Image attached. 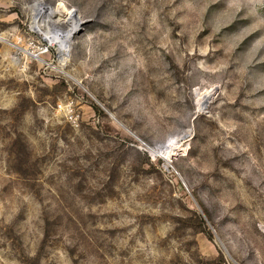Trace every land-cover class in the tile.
Listing matches in <instances>:
<instances>
[{"label":"rangeland","instance_id":"374dc122","mask_svg":"<svg viewBox=\"0 0 264 264\" xmlns=\"http://www.w3.org/2000/svg\"><path fill=\"white\" fill-rule=\"evenodd\" d=\"M0 264H264V0H0Z\"/></svg>","mask_w":264,"mask_h":264},{"label":"bare ground","instance_id":"6f19581e","mask_svg":"<svg viewBox=\"0 0 264 264\" xmlns=\"http://www.w3.org/2000/svg\"><path fill=\"white\" fill-rule=\"evenodd\" d=\"M62 9H65L66 13L65 15L60 14V16L63 17L60 18L59 20H63L67 22L71 26V29H69L66 32H62L58 30H52L51 28H49L47 31H44L42 29L43 26L50 23L52 17L57 13L59 14ZM33 23H34L33 25L34 29L38 31L46 40H49L52 44H58L60 51L59 59L62 63H64L65 60L67 59L68 51L70 49V41L74 33L79 29L82 21L76 16L75 12L67 10L61 4L57 5V7L54 8L45 5L42 2H39L37 3V10L33 16ZM197 94H198L197 105L199 108H203L206 105V103L209 101L212 92L211 91L198 92ZM162 151L163 150H161V152Z\"/></svg>","mask_w":264,"mask_h":264},{"label":"trees","instance_id":"16d2710c","mask_svg":"<svg viewBox=\"0 0 264 264\" xmlns=\"http://www.w3.org/2000/svg\"><path fill=\"white\" fill-rule=\"evenodd\" d=\"M96 109H99L98 107H96ZM208 237H212V233L210 231H207ZM222 257V256H221Z\"/></svg>","mask_w":264,"mask_h":264}]
</instances>
